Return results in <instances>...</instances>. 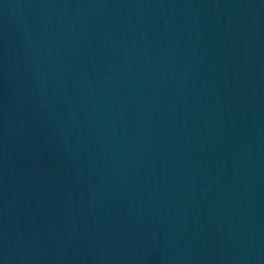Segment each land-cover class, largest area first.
Masks as SVG:
<instances>
[{"label":"water","instance_id":"1","mask_svg":"<svg viewBox=\"0 0 264 264\" xmlns=\"http://www.w3.org/2000/svg\"><path fill=\"white\" fill-rule=\"evenodd\" d=\"M0 264H264V0H0Z\"/></svg>","mask_w":264,"mask_h":264}]
</instances>
